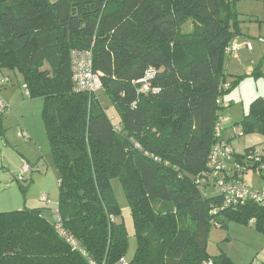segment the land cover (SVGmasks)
<instances>
[{"label":"trees","instance_id":"trees-1","mask_svg":"<svg viewBox=\"0 0 264 264\" xmlns=\"http://www.w3.org/2000/svg\"><path fill=\"white\" fill-rule=\"evenodd\" d=\"M239 22L231 0H0V71L42 99L59 188L56 208L0 213V264H236L210 254L212 228L237 224L264 236L263 206L226 205L220 195V179L241 185L249 175L261 179L253 189L264 185V154L230 146L234 137L264 136V99L240 124L223 115L231 106L225 59ZM77 52L91 53L101 90H78ZM223 143L232 152L218 177L210 156ZM115 178L133 221L131 261Z\"/></svg>","mask_w":264,"mask_h":264},{"label":"rangeland","instance_id":"rangeland-1","mask_svg":"<svg viewBox=\"0 0 264 264\" xmlns=\"http://www.w3.org/2000/svg\"><path fill=\"white\" fill-rule=\"evenodd\" d=\"M231 1L240 21L236 26L240 31L237 42L240 48L235 54L226 55L225 71L231 90L225 95V100L231 106L223 111V115L234 125L243 121L254 100L264 99V43L260 41L261 38L264 40V0ZM192 28L190 23L184 30ZM4 78L8 83L0 90V100L5 102L8 110L0 117V213L41 208L44 206L41 198L46 195L49 207L56 208L58 171L42 119L43 101L27 97L20 76L0 71V82ZM98 95L108 115H114L110 100L101 92ZM231 131L230 127L225 130L226 140L234 136ZM230 146L240 153L251 148L264 154V136L251 133L234 137ZM25 165L29 168L26 172L22 171ZM246 181L257 184L261 179L248 175ZM112 188L121 209L118 222L124 223L130 236L126 260L131 261L136 251V240L130 208L119 179L112 180ZM262 238L264 236L251 227L232 224L227 231L213 227L209 252L212 255L225 252L236 264H264V257H257V253L264 249ZM254 257L256 260L251 262Z\"/></svg>","mask_w":264,"mask_h":264},{"label":"built area","instance_id":"built-area-1","mask_svg":"<svg viewBox=\"0 0 264 264\" xmlns=\"http://www.w3.org/2000/svg\"><path fill=\"white\" fill-rule=\"evenodd\" d=\"M264 43V40H260ZM247 45V43H246ZM240 48L238 43L232 45L227 51L230 55L235 54ZM72 76L77 84L78 90L82 92L95 93L102 89V83L100 75L93 72L92 69V55L90 52L86 53H74L73 55V65H72ZM2 84V83H1ZM1 86V85H0ZM24 90L26 95L29 94V91L26 86H24ZM8 106L4 101L0 100V113H3ZM221 122H227L228 119H220ZM221 124L217 126V133L219 135L221 128ZM230 150L225 143L221 145V147L215 148V151L210 156V167L213 169L214 176L220 177L227 168V164H225L223 160L224 155H228L231 153ZM29 168L25 165L22 171L26 172ZM220 195L223 197V203L228 205L231 201H237L239 203H246L248 201H252L258 205L264 207V185L261 186L260 189H253L254 184H241V185H233L228 181L225 182L224 179H220ZM42 202H49L48 195L43 196L41 198ZM250 225L255 224V220L250 221ZM56 228L59 230L60 235L66 239V241L75 249L78 248V245L73 237H68L66 232L61 229L60 225H57ZM122 264H127L124 260H122Z\"/></svg>","mask_w":264,"mask_h":264},{"label":"crops","instance_id":"crops-1","mask_svg":"<svg viewBox=\"0 0 264 264\" xmlns=\"http://www.w3.org/2000/svg\"><path fill=\"white\" fill-rule=\"evenodd\" d=\"M5 79H7V78H5ZM262 239H264V238H262ZM259 255H261L262 257H264V249H262L261 252L257 253V257H258ZM228 256H229V255H228ZM229 257H230V256H229ZM255 257H256V256H255ZM255 257L251 260V262L256 260ZM230 258H231V257H230Z\"/></svg>","mask_w":264,"mask_h":264}]
</instances>
